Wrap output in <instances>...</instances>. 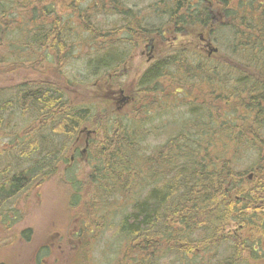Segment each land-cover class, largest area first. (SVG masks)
<instances>
[{"label": "trees", "instance_id": "16d2710c", "mask_svg": "<svg viewBox=\"0 0 264 264\" xmlns=\"http://www.w3.org/2000/svg\"><path fill=\"white\" fill-rule=\"evenodd\" d=\"M240 1L171 0L163 16L169 18L168 24L177 33L194 26L211 29L212 34L222 30L227 40L226 44L225 40L222 42V52L226 54L227 51L233 62L249 71L248 75L235 79L231 73H225L227 64L212 65V58L199 60L201 65L196 67L206 70L199 73L189 67L188 57L181 58V55L188 54L182 51L150 66L138 82L145 97L139 102V108L149 115L148 121H153L158 118L153 109L157 103L151 99L146 104L147 96L160 90L164 80L169 78L178 84L182 81L178 79L180 74L186 76L185 80L207 78L211 83L208 94L226 105L223 120L222 117L221 120L215 118L211 113L214 108L205 105L206 108L201 107L191 120L184 123L189 126L181 127L177 135L170 138V143L150 153L142 148L148 138L142 120L111 117L112 121H105L100 117L101 122L96 123L95 140L89 142L88 148L93 167L108 174L105 181L114 193L137 189L129 199L123 196L124 200L128 199L126 207L131 209L123 214L119 224V233L130 242L129 247L139 253L145 251L143 257L132 259V262L152 264L159 254L157 243L160 241L179 246V255L187 254L190 233L204 232L206 238L195 242L199 241L208 248L215 245L223 223H235L239 229L249 232L248 235L257 237L259 233L251 229L260 228L259 221L264 223V217H257L264 213V204L263 208L254 207L264 201V184L256 189L241 186L247 181L244 175L253 169L264 175V1L250 3L248 13L245 11L244 15L233 6ZM57 2L64 3L80 23L88 16L84 14L88 9L81 10L73 0H0V41L15 40L34 52L28 55V59L50 64L56 62L60 66L68 57L65 48L69 42H64V36L67 32L75 34L77 29L73 28L69 17L58 15ZM96 7L100 13L111 11L115 16H129L121 0H99ZM215 8L220 12L218 18L222 19V24L218 21L214 26L210 23ZM139 29L143 31L140 40L146 41L154 33H159L148 27ZM120 61L105 59L100 61V68L115 69ZM223 77L227 79L224 81ZM218 84L222 85V91L216 94L212 87ZM53 87L51 83H40L26 90L19 88L12 101L14 106L16 101L19 105L23 103L13 109L18 119L25 116L22 111L27 110L28 103L32 120L22 132L30 131L31 135L20 134L19 139L15 136L18 142L12 145L13 151L0 150V158L11 154L10 158L16 163L14 167L6 166L0 171V211L10 206L17 195L39 187L56 173L55 162L51 161L62 159L67 150L65 145L73 140L88 116L89 109L73 108L69 100ZM185 96L181 97L182 101H191ZM1 107L0 118L11 119L10 113L5 115V106ZM61 137L63 145L56 143ZM131 147L134 148L130 150ZM245 151L253 152L255 159L246 170H240L237 158ZM249 211L252 213L248 214ZM248 235L243 233L239 239L230 238L233 239L230 242L232 255L222 260V264H264L263 241L243 239ZM224 240L222 238V242Z\"/></svg>", "mask_w": 264, "mask_h": 264}, {"label": "rangeland", "instance_id": "374dc122", "mask_svg": "<svg viewBox=\"0 0 264 264\" xmlns=\"http://www.w3.org/2000/svg\"><path fill=\"white\" fill-rule=\"evenodd\" d=\"M73 1L81 10L88 9L91 13H84L88 16L80 23L64 3L57 2L58 15L61 18L69 17L71 25L77 29L75 34L67 32L64 36L66 39L64 42H69L65 48L68 57L60 66L56 62L50 64L28 59V55L30 53L33 55L34 52L29 47L16 43L15 40L0 41V58L4 61L0 63V108L4 105L5 115L10 113L11 117L7 120L0 118L2 120L0 150L5 148L13 151L12 145H16L20 134L31 135L30 131L22 132L32 120L28 103L27 110L22 111L25 114L22 119H18L14 113L15 108L23 104L19 105L18 101L15 102L16 106L12 104L19 88L26 90L29 86L51 83L69 100L73 108L89 109L88 116L84 119L85 123L73 140L65 145L67 150L63 158L51 161L55 162L54 165L58 168L56 173L39 187L29 188L17 196L10 206L0 211V264H140L138 261L132 262V259L143 257L145 251L142 250L140 253L133 251L129 247L130 242L119 233L123 214L131 209L130 206L126 207L128 197L137 192V189L135 187L128 193L122 191L114 193L111 185L105 181L108 174L93 167L88 148L89 142L95 140L96 123L101 122L100 117L105 118V121H112L111 117L117 120L121 118L142 120V127L148 133L144 148L150 153L155 148L162 149L167 145L181 127L189 126L184 123L191 120L192 115L201 107L214 108L212 114L220 118L219 120L221 117L223 120L225 114L223 110L226 109L222 100L215 101L214 96L208 94L210 83L207 78L185 80L186 76L178 73V79H182L180 83H172L169 78L163 79L162 88L147 96L146 104H149L151 99L157 103L153 109L157 111L155 115L158 116L156 121L149 120L151 121L149 123V115L139 108V102L145 97L138 87V82L150 66L160 59L164 60L186 51L188 56L181 55V58L188 57L189 67L197 69L199 73L206 71L196 67L201 65L199 60L212 58L210 62L212 65L227 64L225 73H231L235 79L249 74L242 65L230 59L227 51L226 54L222 52L224 48L222 42L225 40L226 44L227 41L222 30L212 34L211 29L194 26L186 27L183 33H177L175 28L168 24L167 16H163L171 0H121L129 14L127 18L122 15L115 16L111 11L108 13L96 11L99 0ZM261 1L264 0H242L233 6L244 15L250 3ZM218 15L220 12L215 8L211 14V25H216L218 21L222 24V19L219 20ZM139 27L157 29L159 33H154L146 41L140 40L143 31ZM200 34L218 49L216 54L208 57V49L203 51L199 49L200 47L197 48ZM151 40L155 54L149 63L147 54ZM105 59L112 62L121 61L116 63L115 69L106 70L100 68V61ZM196 60L198 62L194 64ZM226 79L223 77L224 81ZM212 89L219 94L222 85L218 84ZM120 91L124 92L123 95ZM184 95L191 101H182L181 97ZM123 97H129L127 104ZM7 103L10 106H7ZM14 126L15 130L12 129ZM83 129L90 132L88 140L85 132L80 133ZM15 136L18 139H14ZM56 143L63 145L62 137ZM10 156L11 154L0 158V171L6 166L14 167L16 163ZM237 159L238 168L246 170L254 161L255 155L251 151H245L238 155ZM250 175H253L252 179H248ZM244 179L247 181L242 182L241 186L245 189L250 187L256 189L264 184V175H259L255 169L245 174ZM247 182L252 183L250 185ZM123 196H127L128 199L124 200ZM262 204L264 201H259V205L254 207L263 208ZM257 217H264V213ZM259 223L260 228L251 229L259 233L258 237L248 235L249 232L239 229L235 223H223L224 227L220 228L221 234L215 245L208 248L199 242L205 239L204 232L190 233L187 254L179 255V246L167 245L166 242L160 241L157 243L159 254L152 264H222V260L232 255L230 242L233 239L230 238L233 236L239 239L244 233L248 236L243 239L253 241L261 239L264 243V223L261 221ZM222 238L225 239L223 242Z\"/></svg>", "mask_w": 264, "mask_h": 264}, {"label": "bare ground", "instance_id": "6f19581e", "mask_svg": "<svg viewBox=\"0 0 264 264\" xmlns=\"http://www.w3.org/2000/svg\"><path fill=\"white\" fill-rule=\"evenodd\" d=\"M126 3V2H125ZM149 3V2H148ZM147 3V4H148ZM157 3V2H156ZM262 4V3H261ZM131 5V4H130ZM139 5V4H138ZM244 5V4H243ZM147 6V5H146ZM156 6V5H155ZM243 7V6H242ZM121 8V7H120ZM199 8V7H198ZM241 8V7H240ZM257 8V7H256ZM161 9V8H160ZM159 9V10H160ZM243 9V8H242ZM110 10V9H109ZM249 11V10H248ZM248 11H247V13H248ZM116 12V11H115ZM251 12V11H250ZM108 13V12H107ZM112 13V12H111ZM150 14V13H149ZM114 16V15H113ZM127 16V15H126ZM247 16V15H246ZM235 17V16H234ZM121 18V17H120ZM127 18V17H126ZM144 18V17H143ZM142 18V19H143ZM230 18V17H229ZM237 18V17H236ZM154 19V18H153ZM169 19V18H168ZM150 20V19H149ZM199 20V19H198ZM248 20V19H247ZM145 21V20H144ZM154 21H155V19H154ZM157 21V20H156ZM168 21V20H167ZM170 21H171V19H170ZM246 21V20H245ZM255 21V20H254ZM130 22V21H129ZM142 23V22H141ZM159 23V22H158ZM235 23V22H234ZM241 23V22H240ZM128 25V24H127ZM105 26V25H104ZM165 26V25H164ZM202 26V25H201ZM215 26V25H214ZM203 27V26H202ZM106 28V27H105ZM111 28V27H110ZM124 28V27H123ZM130 28V27H129ZM158 28V27H157ZM116 29V28H115ZM149 29H150V27H149ZM224 29V28H223ZM232 29V28H231ZM236 29V28H235ZM234 29V30H235ZM115 31V30H114ZM215 32V31H214ZM229 33V32H228ZM215 35H217V34H215ZM233 35V34H232ZM87 36V35H86ZM240 36V35H239ZM241 38V37H240ZM68 39V38H67ZM78 39V38H77ZM243 39V38H242ZM232 40V39H231ZM234 40V39H233ZM262 40V39H261ZM222 41V40H221ZM246 41V40H245ZM116 43V42H115ZM118 44V43H117ZM76 45V44H75ZM133 45V44H132ZM123 46V45H122ZM260 46V45H259ZM108 48V47H107ZM92 49V48H91ZM95 49V48H94ZM101 51V50H100ZM95 52V51H94ZM70 53V52H69ZM86 54V53H85ZM83 55V54H82ZM70 56V55H69ZM86 61V60H85ZM246 61V60H245ZM250 64V63H249ZM251 65V64H250ZM253 65V64H252ZM204 68V67H203ZM252 68V67H251ZM91 73V72H90ZM240 75V74H239ZM251 77V76H250ZM251 81V80H250ZM255 81V80H254ZM37 83V82H36ZM211 84V83H210ZM251 84H253V83H251ZM37 85H39V84H37ZM46 85V84H45ZM45 85H43V86H45ZM230 87V86H229ZM54 88V87H53ZM218 90V89H217ZM235 90V89H234ZM241 90V89H240ZM239 90V91H240ZM11 93V92H10ZM2 96H3V94H1ZM243 95V94H242ZM12 96V95H11ZM220 96V95H219ZM230 97V96H229ZM240 98V97H239ZM2 101V100H1ZM65 101V100H64ZM6 102V101H5ZM3 103V102H2ZM1 103V104H2ZM10 106V105H9ZM69 106V105H68ZM191 107V106H190ZM221 107V106H220ZM237 107V106H236ZM76 108V107H75ZM78 108V107H77ZM85 108V107H84ZM220 109V108H219ZM66 110V109H65ZM188 110V109H187ZM255 110V109H254ZM68 111V110H67ZM235 111V110H234ZM11 112V111H10ZM252 112V111H251ZM189 113H191V112H189ZM212 113V112H211ZM223 113V112H222ZM2 114V113H1ZM256 115V114H255ZM2 116V115H1ZM161 116V115H160ZM197 116V115H196ZM209 116H210V114H209ZM212 116V115H211ZM260 116V115H259ZM8 117V116H7ZM18 117V116H17ZM32 117V116H31ZM215 118H216V115H215ZM246 118V117H245ZM105 119V118H104ZM204 119V118H203ZM220 119V118H219ZM4 120V119H3ZM7 120V119H6ZM255 120V119H254ZM263 120V119H262ZM24 121V120H23ZM154 121V120H153ZM156 121V120H155ZM198 121V120H197ZM200 121H202V120H200ZM114 122V121H113ZM146 122V121H145ZM4 123H7V122H5L4 121ZM115 123V122H114ZM210 123V122H209ZM194 124V123H193ZM192 124V125H193ZM197 124V123H196ZM14 125V124H13ZM229 125V124H228ZM200 126V125H199ZM226 126V125H225ZM26 127V126H25ZM117 127V126H116ZM115 127V128H116ZM219 127V126H218ZM233 127V126H232ZM28 128V127H27ZM183 128V127H182ZM181 128V129H182ZM222 128V127H221ZM104 129H105V127H104ZM162 129V128H161ZM195 129V128H194ZM15 130V129H14ZM144 130V129H143ZM215 130V129H214ZM236 130V129H235ZM10 131V130H9ZM13 131V130H12ZM202 131H204V129L202 130ZM222 131V130H221ZM224 131V130H223ZM222 131V132H223ZM133 132V131H132ZM138 132V131H137ZM220 132V131H219ZM235 132V131H234ZM24 133H25V131H24ZM64 133V132H63ZM178 133V132H177ZM134 134V133H133ZM148 134V133H147ZM202 134V133H201ZM232 134V133H231ZM260 134V133H259ZM18 136V135H17ZM28 136V135H27ZM224 136V135H223ZM211 137V136H210ZM35 138V137H34ZM33 138V139H34ZM129 138H130V136H129ZM168 138V137H167ZM40 139V138H39ZM125 139V138H124ZM136 139V138H135ZM50 140V139H49ZM131 140V139H130ZM140 140V139H139ZM233 140H234V138H233ZM51 141V140H50ZM26 142V141H25ZM29 142V141H28ZM46 142V141H45ZM171 142V141H170ZM169 142V143H170ZM149 143V142H148ZM248 144V143H247ZM44 147H46V146H44ZM48 147V146H47ZM49 148V147H48ZM54 148V147H53ZM127 148H128V146H127ZM132 148H134V147H131L130 148V150L132 149ZM142 148H144V147H142ZM45 149V148H44ZM80 149V148H79ZM156 149V148H155ZM154 149V150H155ZM40 150V149H39ZM47 150V149H46ZM129 150V151H130ZM135 150V149H134ZM261 150V149H260ZM48 151V150H47ZM50 151V150H49ZM133 152V151H132ZM183 152V151H182ZM70 153V152H69ZM123 154V153H122ZM133 155H135V154H133ZM192 155V154H191ZM14 156V155H13ZM111 156V155H110ZM187 156V155H186ZM185 156V157H186ZM59 157V156H58ZM63 158V157H62ZM138 158V157H137ZM188 158H189V156H188ZM191 158V157H190ZM259 158V157H258ZM15 159V158H14ZM55 159V158H54ZM137 160V159H136ZM257 160V159H256ZM39 161V160H38ZM183 161V160H182ZM185 161V160H184ZM258 161V160H257ZM53 162V161H52ZM51 163V162H50ZM57 163V162H56ZM59 163V162H58ZM132 163V162H131ZM197 163V162H196ZM128 164V163H127ZM186 164V163H185ZM201 165V164H200ZM190 166V165H189ZM195 167H196V165H195ZM175 168H177V167H175ZM174 168V169H175ZM57 169L58 168H56V170L55 171H57ZM172 169V168H171ZM48 170V169H47ZM52 170V169H51ZM174 171V170H173ZM172 171V172H173ZM189 172V171H188ZM10 173V172H9ZM13 175V174H12ZM184 175H186V174H184ZM7 176V175H6ZM50 176V175H49ZM73 176V175H72ZM101 177V176H100ZM183 177V176H182ZM189 177V176H188ZM2 178V177H1ZM4 180V179H3ZM102 180V179H101ZM164 180V179H163ZM74 181V180H73ZM179 182V181H178ZM69 183V182H68ZM183 184V183H182ZM105 185H106V183H105ZM185 185V184H184ZM99 186V185H98ZM164 186V185H163ZM101 187V186H100ZM185 187V186H184ZM72 188V187H71ZM77 188V187H76ZM232 190V189H231ZM239 191V190H238ZM139 193V192H138ZM264 193V192H263ZM23 194V193H22ZM90 195H91V193H90ZM100 195V194H99ZM261 195V194H260ZM18 196V195H17ZM256 196V195H255ZM102 197V196H101ZM246 197V196H245ZM99 198V197H98ZM129 198V197H128ZM252 198V197H251ZM77 201V200H76ZM99 203V202H98ZM8 204V203H7ZM106 204V203H105ZM99 205V204H98ZM107 206V205H106ZM125 206V205H124ZM95 207V206H94ZM126 209V208H125ZM1 212H2V210H1ZM125 212V211H124ZM224 212V211H223ZM223 215V214H222ZM8 216V215H7ZM221 217V216H220ZM4 218V217H3ZM4 220H6V219H4ZM14 220V219H13ZM8 221V220H7ZM113 222V221H112ZM102 223V222H101ZM214 224V223H213ZM101 226V225H100ZM224 227V226H223ZM103 228V227H102ZM4 229V228H3ZM220 229V228H219ZM10 230V229H9ZM8 230V231H9ZM104 230V229H103ZM13 232V231H12ZM216 233V232H215ZM8 234V233H7ZM229 234V233H228ZM198 235V234H197ZM208 235V234H207ZM211 235V234H210ZM7 236V235H6ZM234 237H236V236H234ZM204 238V237H203ZM206 238V237H205ZM211 238V237H210ZM237 242V241H236ZM241 242V241H240ZM247 246V245H246ZM225 247V246H224ZM232 247V246H231ZM243 248V247H242ZM249 251V250H248ZM239 253V252H238ZM236 255V254H235ZM229 256V255H228ZM239 256V255H238ZM226 257V256H225ZM239 258V257H238ZM231 259H232V257H231ZM236 259V258H235ZM228 262V261H227ZM238 262V261H237ZM155 264V263H154Z\"/></svg>", "mask_w": 264, "mask_h": 264}, {"label": "flooded vegetation", "instance_id": "af4514ba", "mask_svg": "<svg viewBox=\"0 0 264 264\" xmlns=\"http://www.w3.org/2000/svg\"><path fill=\"white\" fill-rule=\"evenodd\" d=\"M198 39H199V44H198L197 48L200 47L199 49L200 50H203V51H205V49H208V54H209V49H210L209 46H210V44H212L211 41L209 39L204 38L202 34H200V36L198 37ZM154 54H155V48L153 46V40H151L150 41V45H149V53L147 54L149 63L154 58ZM124 101H126V100L124 99ZM125 104H127V103H125ZM86 136H87L86 140H88V135H86ZM87 144H88V141H87ZM85 145H86V143H85Z\"/></svg>", "mask_w": 264, "mask_h": 264}, {"label": "water", "instance_id": "95a60500", "mask_svg": "<svg viewBox=\"0 0 264 264\" xmlns=\"http://www.w3.org/2000/svg\"><path fill=\"white\" fill-rule=\"evenodd\" d=\"M209 47H210V46H209ZM216 52H217V49H216V48H212V47H211V48L209 49V53H210V54H212V53H216ZM124 99H125V100H128L129 98H124ZM86 134L89 135L90 132L87 131Z\"/></svg>", "mask_w": 264, "mask_h": 264}]
</instances>
